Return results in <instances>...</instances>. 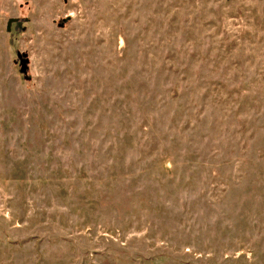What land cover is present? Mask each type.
<instances>
[{"label": "rangeland", "instance_id": "1", "mask_svg": "<svg viewBox=\"0 0 264 264\" xmlns=\"http://www.w3.org/2000/svg\"><path fill=\"white\" fill-rule=\"evenodd\" d=\"M0 264H264V0H0Z\"/></svg>", "mask_w": 264, "mask_h": 264}, {"label": "water", "instance_id": "2", "mask_svg": "<svg viewBox=\"0 0 264 264\" xmlns=\"http://www.w3.org/2000/svg\"><path fill=\"white\" fill-rule=\"evenodd\" d=\"M18 58L20 59V63L22 65L21 71L22 73L25 74L27 72V63H28V60L26 59V55H22L21 53H19Z\"/></svg>", "mask_w": 264, "mask_h": 264}, {"label": "trees", "instance_id": "3", "mask_svg": "<svg viewBox=\"0 0 264 264\" xmlns=\"http://www.w3.org/2000/svg\"><path fill=\"white\" fill-rule=\"evenodd\" d=\"M243 7V6H242ZM240 13H241V10H240Z\"/></svg>", "mask_w": 264, "mask_h": 264}]
</instances>
